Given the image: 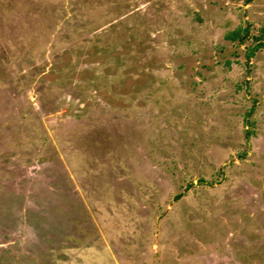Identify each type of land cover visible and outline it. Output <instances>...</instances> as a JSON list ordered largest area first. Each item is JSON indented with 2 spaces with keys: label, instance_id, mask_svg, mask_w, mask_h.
Listing matches in <instances>:
<instances>
[{
  "label": "rangeland",
  "instance_id": "obj_1",
  "mask_svg": "<svg viewBox=\"0 0 264 264\" xmlns=\"http://www.w3.org/2000/svg\"><path fill=\"white\" fill-rule=\"evenodd\" d=\"M0 264H264V0H0Z\"/></svg>",
  "mask_w": 264,
  "mask_h": 264
}]
</instances>
